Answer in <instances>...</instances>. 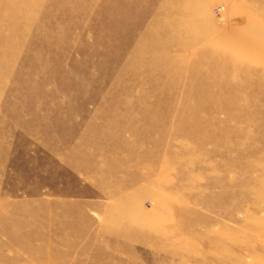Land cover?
I'll return each instance as SVG.
<instances>
[{
    "label": "rangeland",
    "instance_id": "374dc122",
    "mask_svg": "<svg viewBox=\"0 0 264 264\" xmlns=\"http://www.w3.org/2000/svg\"><path fill=\"white\" fill-rule=\"evenodd\" d=\"M0 264H264V0H0Z\"/></svg>",
    "mask_w": 264,
    "mask_h": 264
},
{
    "label": "crops",
    "instance_id": "0c3cea01",
    "mask_svg": "<svg viewBox=\"0 0 264 264\" xmlns=\"http://www.w3.org/2000/svg\"><path fill=\"white\" fill-rule=\"evenodd\" d=\"M238 10H234L232 11L231 15H230V19L234 18V19H239L242 18L243 16H245V13H243L242 9H241V5L239 4V6L236 8ZM247 15V14H246ZM231 22V21H230ZM173 212V211H172ZM179 214V212H178Z\"/></svg>",
    "mask_w": 264,
    "mask_h": 264
}]
</instances>
